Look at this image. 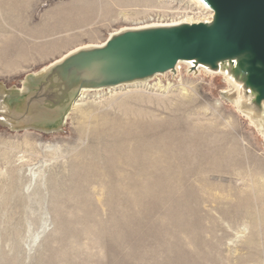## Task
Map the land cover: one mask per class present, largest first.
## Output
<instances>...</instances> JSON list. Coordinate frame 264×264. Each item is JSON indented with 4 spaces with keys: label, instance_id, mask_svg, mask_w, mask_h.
I'll return each mask as SVG.
<instances>
[{
    "label": "rangeland",
    "instance_id": "1",
    "mask_svg": "<svg viewBox=\"0 0 264 264\" xmlns=\"http://www.w3.org/2000/svg\"><path fill=\"white\" fill-rule=\"evenodd\" d=\"M143 2L0 0L1 15L14 3L35 35L47 18L54 25L0 44L18 55L0 67V90L115 32L208 16L192 0ZM1 94L0 264H264V138L224 77L181 65L141 87L92 92L49 135L12 128ZM140 137L184 156L157 187L131 181Z\"/></svg>",
    "mask_w": 264,
    "mask_h": 264
},
{
    "label": "water",
    "instance_id": "2",
    "mask_svg": "<svg viewBox=\"0 0 264 264\" xmlns=\"http://www.w3.org/2000/svg\"><path fill=\"white\" fill-rule=\"evenodd\" d=\"M210 23L127 31L102 48L79 51L48 70L52 89L26 103L60 113L52 132L62 127L81 90L116 87L175 72L179 62L216 71L228 63L234 79L264 102V0H201Z\"/></svg>",
    "mask_w": 264,
    "mask_h": 264
},
{
    "label": "bare ground",
    "instance_id": "3",
    "mask_svg": "<svg viewBox=\"0 0 264 264\" xmlns=\"http://www.w3.org/2000/svg\"><path fill=\"white\" fill-rule=\"evenodd\" d=\"M192 1L193 3H195L196 7H198L199 9L207 10L208 16L201 18V19H199V17L197 18V16L196 18L187 16V18H184L181 22H178V23L176 22V23L164 24V25L143 26V27H138L136 29H126V30L118 31V32L111 34L108 39H110L113 36L119 35L121 33L127 32V31H136V30H144V29H151V28H166V27H173V26H178L182 24L210 23L212 19L211 11L205 6V4L201 0H192ZM137 2H143V0H113V3H114L113 7L122 9L125 6H128V5L131 6L133 3H137ZM13 4L14 3H12L13 7L8 17L5 18L0 13V44L2 43L5 44L6 42L19 44V43L36 41L37 39L44 37L47 34H50L51 31L54 30L53 22L50 19L48 20L47 18L46 20L43 21V27H44L43 34L41 36H39L38 34L36 35L33 34V31H32L33 28L30 23L25 24V25H22L20 23L21 19L25 17L21 16V13H20L21 11L18 9V6L13 5ZM1 8H3V6L0 3V9ZM103 12L105 16L106 15L109 16V14L113 12L112 4L110 6L109 5L105 6ZM91 17H92L91 12L83 13V14H80L79 20L81 21L83 20L84 22L85 21L87 22ZM81 21L79 22L81 23ZM34 32H36V30H34ZM107 40H105V42H103L100 45L83 46V47H78L76 49L69 51L68 53L63 55L60 59L54 61V63L51 64L42 73L29 76L27 79H25L22 83L21 88L18 90H6L5 91L4 89H1L0 91L2 93L1 101L3 105V110L6 115V121L11 125V127L18 129L19 131L33 130L35 132H39L45 135L53 134L52 127H53L54 122L61 117L60 113L51 111L47 107L40 106V105L31 106L29 108V111L26 113V103L30 99L42 98V96L47 94L52 89L51 84H49V81L46 80V75L48 73V70L51 67L59 64L61 61H63L68 56L73 55L79 51L102 48L105 45ZM3 47H4L3 45L2 47H0V67L7 69L8 67L11 66V64H13V66H16L17 61L12 60L13 63H11L10 60L13 59L17 54L13 52L11 53V49L9 50L8 48L6 47L3 48ZM19 57H20V54H19ZM5 60H9L10 63L5 64L4 63ZM181 65L187 67L188 69H192V68L196 69V72L203 71L211 75H220L224 77L230 83V85L232 86L234 90V95H235L234 103H235L236 110L238 111L239 114L246 117L252 125H255L258 131L261 133L262 137L264 138V102H262L260 108H257L254 105V98H255L254 94L251 93L249 90H245L243 85L234 79V77L231 74V70H230L231 68L227 62L220 64L219 68L216 71H211L208 68L203 67V66L194 67L192 62H179L175 68V72L174 73L168 72V73L177 74V69H179V66ZM163 75H157V76H154L153 78L158 77V76H163ZM153 78H149V79H145L141 81H135L131 83H126V84H122V85L111 87V88L95 89V90H81L78 96L79 99L74 102L72 106V110H75L76 108H78L79 103L84 101L89 93L93 92L97 94V93H103V91L108 92V91H114L117 89H123L127 87H141L142 85H145L146 83L150 82L151 79ZM67 116L66 115L62 116L63 125L65 124L67 120ZM166 137H167V134H166ZM173 137H174L173 140L176 142L174 135ZM139 140L141 141V143L137 144L132 151V154L135 160L133 161L131 159L132 156L129 155L128 151H127L128 156H126V160L129 159V161L132 160L133 162L137 163L136 165H133L134 176L136 177V179H131L134 185L144 187V188L155 186V185L157 187V185L162 183L164 173L167 170L177 171L179 170V168L183 167L181 160L184 156L180 153L179 155L175 153L166 152V146L168 145L165 146V144L162 141L163 140L162 137L160 139H155L154 141L152 140L150 141L147 139H141V137ZM168 143H172V142L169 141ZM194 146L197 147L196 145ZM126 166L128 165L126 164Z\"/></svg>",
    "mask_w": 264,
    "mask_h": 264
}]
</instances>
